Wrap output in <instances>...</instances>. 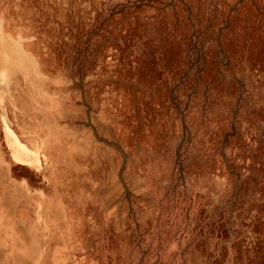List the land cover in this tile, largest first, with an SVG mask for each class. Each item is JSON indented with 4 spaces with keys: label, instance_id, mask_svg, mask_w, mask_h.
<instances>
[{
    "label": "rangeland",
    "instance_id": "rangeland-1",
    "mask_svg": "<svg viewBox=\"0 0 264 264\" xmlns=\"http://www.w3.org/2000/svg\"><path fill=\"white\" fill-rule=\"evenodd\" d=\"M0 84V264H264V0H0Z\"/></svg>",
    "mask_w": 264,
    "mask_h": 264
},
{
    "label": "bare ground",
    "instance_id": "bare-ground-1",
    "mask_svg": "<svg viewBox=\"0 0 264 264\" xmlns=\"http://www.w3.org/2000/svg\"><path fill=\"white\" fill-rule=\"evenodd\" d=\"M6 79V78H5ZM0 85H2V84H0ZM4 85V84H3ZM4 87V86H3ZM2 88V87H1ZM3 89H5V87L3 88ZM4 91H6V90H4Z\"/></svg>",
    "mask_w": 264,
    "mask_h": 264
}]
</instances>
